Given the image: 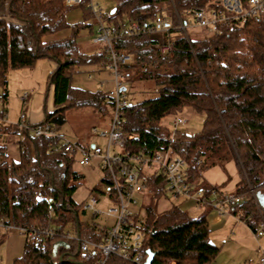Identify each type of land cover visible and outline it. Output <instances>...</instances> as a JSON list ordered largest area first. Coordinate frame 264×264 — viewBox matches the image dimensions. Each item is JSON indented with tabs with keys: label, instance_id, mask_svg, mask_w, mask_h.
<instances>
[{
	"label": "trees",
	"instance_id": "1",
	"mask_svg": "<svg viewBox=\"0 0 264 264\" xmlns=\"http://www.w3.org/2000/svg\"><path fill=\"white\" fill-rule=\"evenodd\" d=\"M114 1L103 19L116 30L132 21L153 25L159 15L172 26L169 35L173 44L166 55L159 54L157 40L149 33L112 39L116 51L132 56L131 63L119 67L121 78L131 89L134 84L155 85L154 96L130 101L122 108V126L133 134L125 149L139 154L169 149L185 159L188 177L198 181L206 195L214 187L200 179L202 173L213 166L225 169L226 163L233 161L239 180L232 193L241 201L230 210L257 230L264 224V208L254 197L255 191H264V18L225 25L220 33L193 37L187 28L177 26L176 12L193 5L216 7L217 0ZM74 6L84 11L85 19L94 17L87 0L78 4L65 0H0V118L4 119L6 113L10 70L32 67L43 57L56 63L47 76L54 108L38 122L49 124L54 134L34 137L30 130L38 123L26 122L30 128L16 124L18 158L13 159L6 145H0V221L27 229L53 230L52 237L33 235L25 240L21 255L10 264H97L99 258L95 251L77 252L76 241L65 237L68 228L82 234L89 224V231L95 235L99 227L73 198L82 184V174L74 168V153L64 150L66 142L57 128L70 107L86 106L110 115L113 104L110 92L71 87L75 71L103 64L107 53L101 44L92 52L80 48L78 33L91 24L68 23L66 12ZM65 28L70 29L65 37L43 39ZM187 108L203 114L197 132L171 129L162 123L168 115H179ZM145 182L135 212L144 259L149 251L150 264L213 261L219 247L210 241L206 210L191 216L175 204L161 172L145 175ZM105 264L134 263L112 255Z\"/></svg>",
	"mask_w": 264,
	"mask_h": 264
},
{
	"label": "built area",
	"instance_id": "2",
	"mask_svg": "<svg viewBox=\"0 0 264 264\" xmlns=\"http://www.w3.org/2000/svg\"><path fill=\"white\" fill-rule=\"evenodd\" d=\"M69 4H78L81 0H65ZM93 16L96 19V34L93 42L104 47L106 58L103 66L109 72L113 83V104L108 119L107 129L98 131L95 126L91 131L105 139L104 145L87 143H72L65 140L64 150L75 153L79 147L83 156L76 162L85 164L92 156H99L100 167L103 171L99 186L89 191L88 196L81 202L82 210L90 212L89 217L95 221V217L106 213L113 217V223L109 226L98 221L99 229L95 235L88 227L84 232L65 234L67 239L75 240L79 245V251L86 253L95 251L99 254L97 264H105L109 256L115 255L124 261L134 264H145L144 254L141 250L143 243L142 232L135 219V212L139 206L140 193L146 187L145 175L161 172L165 177L167 192L173 197H183L197 205L209 206L217 215H223L230 211L233 205L241 201V197L232 192L214 188L210 195H206L196 180L188 177L187 164L184 158L172 153L169 149L157 150L154 153H135L125 149L126 142L133 137L131 132L122 126V108L128 105L126 86L119 73L121 65L131 63L132 56L124 51H116L112 45L114 36L149 33L157 40L156 48L160 55L170 52L173 40L169 35L171 25L165 20L164 15L155 18L153 25H140L132 21L128 25L116 30L105 23L103 14L105 9L98 0H87ZM216 7L207 8L201 5H193L183 12H176L177 26L183 30L197 26L207 32L220 33L225 25H239L249 19L264 18V0H217ZM1 96V91H0ZM28 94L20 96V101L26 105ZM184 119L176 115L172 124L183 123ZM24 128H30L25 121L24 110H21L18 121L15 123ZM32 135L38 137L42 134H54L47 123H38L32 127ZM96 191V193H94ZM110 202L112 205L102 211L100 203ZM0 228L17 229L28 241L31 236L52 237L53 230L27 229L16 227L0 221ZM100 233L101 236H99ZM254 234L258 237L264 234V224L261 223ZM169 264H175L170 261ZM259 264H264V250H261Z\"/></svg>",
	"mask_w": 264,
	"mask_h": 264
},
{
	"label": "rangeland",
	"instance_id": "3",
	"mask_svg": "<svg viewBox=\"0 0 264 264\" xmlns=\"http://www.w3.org/2000/svg\"><path fill=\"white\" fill-rule=\"evenodd\" d=\"M98 3L107 11L115 5L114 0H98ZM83 12L84 11L79 7H71L66 12V20L69 24H74L81 21H84L85 24H91L90 26H84L80 29L77 41L79 42L80 48L82 50L86 52H92L98 46V44L93 42L95 30L97 28L95 23L96 19L95 17H89L85 19ZM187 31L193 37H202L208 33L206 30L197 26L188 27ZM69 32L70 29L65 28L64 30L46 35L43 39H61ZM55 67L56 63L53 59L43 57L37 60L35 65L32 67L12 69L9 71L7 85L9 98L7 111L4 117V119H6L5 122L16 123L18 121V116L23 109L25 113V121L27 123H38L42 121L45 112H49L54 108L53 90L52 87L48 88L47 86V76L49 71L55 69ZM71 87L86 89L93 92L101 91L111 93L113 91L111 76L109 72H106L102 63L80 67L78 71H75L71 76ZM126 87V89H128L126 93L128 102H136L143 98L154 96L155 94V85L152 82H147L145 84L142 83L140 85L134 84L132 89L129 85ZM24 93L28 94L26 105H23L19 100V97ZM179 115L184 119L183 123L173 125L172 119L175 117L173 114L165 117L162 120V123L171 129L176 128L184 130L188 133H195L201 128L203 114L187 108ZM108 119L109 115H101L99 113L93 112L89 107L86 106L70 107L65 111V121L60 126H58L57 134L62 135L64 140L70 141L72 143H79L82 146L86 143L88 145L95 143L103 146L105 139L92 132L91 128L95 126L98 131L101 129H107ZM12 127L13 126L1 127V130L11 132L14 129ZM30 132L32 133V130H30ZM7 150H9L10 156L13 159L18 158V148L15 138H11V140L8 142ZM82 156L83 154L78 147L74 153V165H76V162ZM77 169L82 174L81 186L87 188L88 191H91L93 186H99L101 178L103 177L99 156H92L89 161H87L85 164L79 165ZM94 193H96V191H94ZM169 196L175 204H178L179 206H182V204L187 205L186 210L191 216L200 215L206 210L205 206L197 204L189 205L190 202L181 196L176 198H173L170 194ZM140 200L138 201V204L141 203ZM110 205H112L110 202H101L99 207L102 211H106L107 207ZM85 214L88 217L90 212L88 211ZM94 219L95 221L103 223L107 226L113 223V217L106 213H102ZM68 229L71 234L75 233L73 229ZM1 234H4L3 238H1ZM232 234H234V231H232V233H227V236L234 237L235 235L233 236ZM224 236H226L225 233H220L218 235L220 241L222 240L221 238H224ZM7 242L17 245V252H19L18 254L21 255L23 251V244L25 242V236L14 228L6 230L0 228V264H8L6 262ZM263 248L264 247L262 246L260 250H263ZM232 254L236 255L240 253L237 249L229 248V246L226 244L222 247V252L215 259V261L212 262V264H229V262H231ZM240 259L242 258L240 257Z\"/></svg>",
	"mask_w": 264,
	"mask_h": 264
},
{
	"label": "crops",
	"instance_id": "4",
	"mask_svg": "<svg viewBox=\"0 0 264 264\" xmlns=\"http://www.w3.org/2000/svg\"><path fill=\"white\" fill-rule=\"evenodd\" d=\"M104 69L106 70L105 67ZM106 72L108 73L107 70ZM8 75H9V72H8ZM8 98H9V95H8ZM19 100H20V97H19ZM7 104H8V101H7ZM6 111H7V105H6ZM5 121L6 119L0 118V145L4 144L7 147V144L11 140V138H15L17 141L19 134L15 132V127H16L15 123H7ZM9 126H13L12 128H14L11 132H6V131L1 130V127H9ZM17 148H18V145H17ZM78 166L79 165L76 164L74 165V168L77 169ZM200 179L203 180L206 184L214 188H219L223 191L233 192L235 189V185L237 181L239 180V174L235 166V163L233 161H230L226 163L225 169H221L219 166H213V167H210L209 169H206L202 173ZM88 194H89L88 189L80 185L73 193V198L77 202H82L83 200L86 199ZM189 202H190L189 205L195 204L192 201H189ZM180 207L183 209H186L187 205L182 204V206ZM206 218H207L208 225H209L210 241L219 247V251L215 259L222 252V247L227 244L229 248L237 249L240 253L236 255L232 254L231 262H229V264H259V258H260L261 250H262V249L260 250V248L262 246L264 247V234L257 237L254 234V230H252L249 227V225L239 216V214L233 213L231 210L223 215H217L215 211L209 207L206 209ZM232 231H234V234L232 235L233 236L235 235V236L234 237L227 236V233H230V232L232 233ZM220 233H225L226 235L224 236V238H221L222 239L221 241L218 238V235ZM3 236L4 234H1V238H3ZM16 248H17V245H13L10 242H7L6 262L8 264L12 262V259L15 256L19 255L18 254L19 252H17ZM240 257L242 259H240ZM215 259L213 261H215ZM213 261H211L209 264H212Z\"/></svg>",
	"mask_w": 264,
	"mask_h": 264
},
{
	"label": "water",
	"instance_id": "5",
	"mask_svg": "<svg viewBox=\"0 0 264 264\" xmlns=\"http://www.w3.org/2000/svg\"><path fill=\"white\" fill-rule=\"evenodd\" d=\"M112 11H113V10H112ZM254 197H255L256 202L258 203V205H259L261 208H264V191H261V190H257V191H255V193H254ZM54 247H56V245H55ZM76 249H77V252H79V245H78V244H77ZM61 256H62V254L60 255V257H61ZM151 257H152V255H151V253H149V251H148V257H147V259L145 260V264H150V263H151ZM73 262L78 263V264H83V263H81V262H79V261H73Z\"/></svg>",
	"mask_w": 264,
	"mask_h": 264
}]
</instances>
